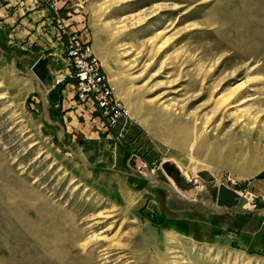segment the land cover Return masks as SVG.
Listing matches in <instances>:
<instances>
[{"label": "rangeland", "instance_id": "374dc122", "mask_svg": "<svg viewBox=\"0 0 264 264\" xmlns=\"http://www.w3.org/2000/svg\"><path fill=\"white\" fill-rule=\"evenodd\" d=\"M24 1L0 0V23ZM32 1L91 44L126 116L109 127L91 103L105 131L67 150L45 112L73 82L55 84L64 52L38 77L37 50L0 33V264H264V0Z\"/></svg>", "mask_w": 264, "mask_h": 264}, {"label": "crops", "instance_id": "0c3cea01", "mask_svg": "<svg viewBox=\"0 0 264 264\" xmlns=\"http://www.w3.org/2000/svg\"><path fill=\"white\" fill-rule=\"evenodd\" d=\"M15 9L12 14L9 13L4 16L5 18H2V26H0V33L5 36L3 38L6 39L8 47L13 49L14 46H17L20 48L18 49L20 52H30L36 49L38 54L36 62H39L43 58L41 56L45 54L52 57L62 55L67 41L59 37L55 28L43 27V22H35L40 13L34 11L32 0H25ZM56 59L52 58V60ZM58 98L51 108L56 114L52 117L53 119L49 115L48 102L46 104L43 98L42 100L44 107L45 104L47 105L45 112L50 124L60 127L67 150L72 149L69 148L70 146H78V142L105 131L104 121L97 115L93 117L91 114L95 109L91 102L80 103L75 98L73 82L66 83L59 90Z\"/></svg>", "mask_w": 264, "mask_h": 264}, {"label": "built area", "instance_id": "2783aa9c", "mask_svg": "<svg viewBox=\"0 0 264 264\" xmlns=\"http://www.w3.org/2000/svg\"><path fill=\"white\" fill-rule=\"evenodd\" d=\"M63 55L71 70L57 76L55 84L73 80L74 95L78 101L93 103L105 116L107 126L118 124L126 116V110L116 101L91 44L79 37H69ZM229 181L236 184L234 180Z\"/></svg>", "mask_w": 264, "mask_h": 264}, {"label": "water", "instance_id": "95a60500", "mask_svg": "<svg viewBox=\"0 0 264 264\" xmlns=\"http://www.w3.org/2000/svg\"><path fill=\"white\" fill-rule=\"evenodd\" d=\"M44 62L41 60L37 62L35 65H42ZM44 78L42 82L46 84L47 88H52L53 85L50 84L51 79V73L49 71L44 73ZM36 76L39 77V73L36 72ZM48 85V86H47ZM136 157H131L128 160V166L133 170H138L145 174H150L151 170L147 169L146 167H140L136 164ZM161 170L165 174V176L170 180L172 185L178 189V192L182 193L185 196H194L197 191V186L199 184L198 179H195L197 184L195 182H190L189 184L186 183V180L182 176V172L176 167L174 164H171L170 162H162L161 164ZM240 199V195L238 192H236L233 189L228 188L227 186L220 184L217 189V197H216V205L218 207H225V208H232L235 207L238 204V201Z\"/></svg>", "mask_w": 264, "mask_h": 264}, {"label": "bare ground", "instance_id": "6f19581e", "mask_svg": "<svg viewBox=\"0 0 264 264\" xmlns=\"http://www.w3.org/2000/svg\"><path fill=\"white\" fill-rule=\"evenodd\" d=\"M39 67H40V65H39V66H38V65L35 66V69H34V72H35V73L38 72V73L40 74ZM240 87H241V86H240ZM240 87H238V88H240ZM238 88H237V89H238ZM183 178L186 180V183H188V184H189L190 182H193V181H194V180H189V179L187 180L185 177H183ZM194 182H195V184L198 183V182L196 183V181H194ZM198 188H199V184H198V186H197V189H198Z\"/></svg>", "mask_w": 264, "mask_h": 264}]
</instances>
